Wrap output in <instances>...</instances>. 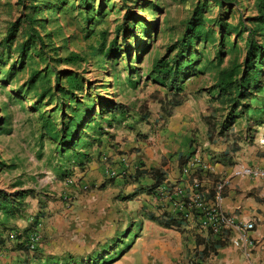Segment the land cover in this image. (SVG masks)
Returning <instances> with one entry per match:
<instances>
[{
    "label": "rangeland",
    "instance_id": "obj_1",
    "mask_svg": "<svg viewBox=\"0 0 264 264\" xmlns=\"http://www.w3.org/2000/svg\"><path fill=\"white\" fill-rule=\"evenodd\" d=\"M257 12V0H0V190L29 194L24 207L0 225L4 231L0 247L15 248L19 240L28 247L23 238L34 230L40 231L41 239L33 251L66 243L70 215L89 209L83 200L106 182L85 181L92 158L102 167L107 157L115 169L120 161L115 156L122 153L121 161L126 157L134 165L144 157L132 149L104 154L100 149L116 150L118 134L136 130L139 138L161 135L168 140L169 116L175 111L181 130L186 126L191 134L206 118L215 133L224 131L219 134L223 139L237 142L255 133L264 122V59L260 87L248 92L243 106L233 108L215 84L221 68L243 64L248 36L243 23L249 27V18ZM199 13L210 36L190 47L187 58L193 64L179 78L183 90L154 82L153 63L163 56L173 59ZM226 22L238 25L239 31H222ZM13 28L15 35L7 41ZM30 33H38L45 44L33 42ZM259 39L264 42V36ZM70 53L83 60L67 61ZM71 73L82 80V89L59 92L62 86L68 89L66 76ZM77 100L88 114L73 129L75 140L68 143L66 132ZM176 100L181 101L174 104ZM109 101L122 112L110 111ZM190 123H195L192 130ZM127 140L125 135L123 141ZM128 168L127 173L118 169L120 173L110 177L104 167V178L136 174ZM69 179L73 184L67 183ZM148 196H134L132 203L123 204L134 233L140 235L147 216L175 213L160 188L156 199ZM138 235L127 241L134 243ZM95 247L96 241H91L87 248ZM94 261L87 264H97Z\"/></svg>",
    "mask_w": 264,
    "mask_h": 264
},
{
    "label": "crops",
    "instance_id": "obj_2",
    "mask_svg": "<svg viewBox=\"0 0 264 264\" xmlns=\"http://www.w3.org/2000/svg\"><path fill=\"white\" fill-rule=\"evenodd\" d=\"M169 119L168 140L161 135L139 138L138 131H125L115 139L116 150L100 149L109 155L130 149L143 153L144 157L138 158L143 166L134 171V162L127 159L128 165L131 163L129 171L135 175L106 179L104 166L99 167L92 158L85 181L95 185L106 182L89 192L87 200L84 198L82 203L89 209L83 208L70 215L68 225L73 228L69 226L66 243L59 247L51 244L38 252L0 247V264H87L94 260L97 264L264 263V178L235 175V171L244 166L264 168V122L255 133L236 142L215 133L207 119L199 122V130L193 127L195 123H190L191 130L196 131L192 134L186 126L181 130L179 112L171 113ZM125 135L129 140L123 141ZM100 150L97 148L95 153ZM120 157L115 156V160L121 161ZM196 160L202 161L204 166L194 164ZM120 161L115 165L116 170L124 165ZM191 165L193 170L189 177L184 168ZM160 173L164 174V180L159 184L157 176ZM195 180L201 184L199 192L208 200L214 199L220 191V205L227 215L255 223L251 232L254 245L250 251L235 245L234 241L240 237L236 230L226 232L227 238L219 242L209 231L197 230L192 216L186 218L179 214L176 218L183 219V223L165 226L163 220L170 213L163 212L157 213L156 220L147 216L149 221L141 235L137 232V242L127 241L137 233H134L133 221L122 210L125 202L132 203L134 196L141 197L145 193L153 198L152 195H157L158 189L165 185L183 186L190 192ZM91 241H96L97 247L89 250ZM101 251L104 252L98 257L93 256Z\"/></svg>",
    "mask_w": 264,
    "mask_h": 264
},
{
    "label": "trees",
    "instance_id": "obj_3",
    "mask_svg": "<svg viewBox=\"0 0 264 264\" xmlns=\"http://www.w3.org/2000/svg\"><path fill=\"white\" fill-rule=\"evenodd\" d=\"M257 9V14L254 17L249 18L251 25L247 27L243 23V26H245L246 30L248 31V36L246 38V56L243 64H236L231 67L221 68L219 70L215 84L221 97L225 98L224 100L231 102L233 108L243 106L244 100L247 99L248 92L255 86L257 88L260 87V85H258L260 76L259 67L261 65V61L264 59V42L259 39V36H264V0H257ZM221 28L222 31H239L240 29L238 25H230L227 22L222 23ZM15 32L16 31L14 28L11 29V31L9 32L10 35L6 40L8 41L9 37L14 36ZM209 36V31L205 30L201 14L199 13L190 21L189 26L187 27L185 34L180 41L181 43L178 51L173 59H169V57L163 56L155 60L151 69L152 80L172 90L174 88H176L178 91L183 90V85L179 83L180 75L193 64V59L191 58L188 60L187 58L189 49L197 39L202 37L207 38ZM30 37H32L33 42L39 40L42 45L45 44L44 38H42L38 33H30ZM25 44V42L22 44L23 50L25 49ZM114 45L115 42L112 44L111 48H113ZM66 59L67 61L72 63H77L83 60V58L77 53H70L66 57ZM66 84L68 86V89H65V87L62 86L59 89V92L62 91L65 93L66 91H71L74 93L81 90L83 87L82 80L72 73L66 76ZM180 101L181 100H176L174 104H179ZM82 104L83 102L77 100V110L74 111L75 114L73 118H71L72 122L70 123V129L66 132V137L68 135L70 138V141L68 143H72L73 140H75L77 134L73 129L78 126L88 114L86 113V111L80 108ZM107 106L112 112H122L120 106L114 104L111 101H109ZM244 107H247V105H244ZM206 119L210 123L209 119ZM212 129L214 128L212 127ZM223 133L224 131L222 130L219 134L222 135ZM142 166L143 163H141L138 168ZM163 175V173H160L157 176V182L159 184L164 180ZM27 196H29V194L23 190H19L16 192L14 191L13 193H8L6 191L0 190V211L2 212V216H0V225L5 226L9 217L15 216L16 212L24 207V201L26 200ZM177 215L179 216V213H171L165 215L167 217L163 220L165 222V226L183 223L184 220L177 219ZM194 217L196 219L198 218V215H194ZM150 218L153 220L157 219L155 215H150ZM6 230L7 229H5V231ZM2 232L4 231H0L1 236ZM31 232L32 231H29L26 234V236L24 237V242L28 243V238ZM209 232L217 239H219L218 241L220 242L221 239L217 235H215L212 231ZM1 243L4 244L5 241L2 239ZM24 246L25 245L21 243L18 244L17 247L20 249H29V247Z\"/></svg>",
    "mask_w": 264,
    "mask_h": 264
},
{
    "label": "built area",
    "instance_id": "obj_4",
    "mask_svg": "<svg viewBox=\"0 0 264 264\" xmlns=\"http://www.w3.org/2000/svg\"><path fill=\"white\" fill-rule=\"evenodd\" d=\"M105 172L114 177L118 175L117 170L113 169L109 163L108 158L103 157ZM123 166L121 173H127L128 165L127 158H122ZM141 163L133 165V168L137 169ZM194 164L202 165V161L196 160ZM193 165L184 168V173L190 177L192 173ZM236 176H252L257 178H264V168H255L251 166H244L235 171ZM73 180L69 179L67 183L73 184ZM200 182L195 180L192 184V191L183 186H162L160 191L165 194L170 207L175 210V213H179L184 217L192 216L197 230L212 231L220 239L227 238L226 232L230 230H236L239 233V239L235 240V245L242 247L246 251H250L254 245V241L251 237V232L255 229V223L252 221L236 220L235 218L227 215L220 205L222 199L220 191L216 193L214 199L208 200L200 192ZM87 188V185H83ZM196 213V214H195ZM194 215H198L195 219ZM41 239V233L39 230H34L30 233L28 238V247L31 251L36 250ZM251 264H264L260 262H252Z\"/></svg>",
    "mask_w": 264,
    "mask_h": 264
}]
</instances>
